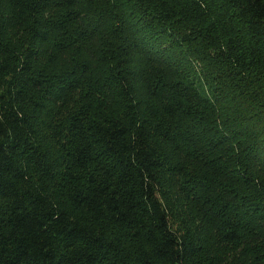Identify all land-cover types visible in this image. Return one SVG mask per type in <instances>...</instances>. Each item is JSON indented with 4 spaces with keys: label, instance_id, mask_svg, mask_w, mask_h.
Returning <instances> with one entry per match:
<instances>
[{
    "label": "trees",
    "instance_id": "1",
    "mask_svg": "<svg viewBox=\"0 0 264 264\" xmlns=\"http://www.w3.org/2000/svg\"><path fill=\"white\" fill-rule=\"evenodd\" d=\"M0 264H264V0H0Z\"/></svg>",
    "mask_w": 264,
    "mask_h": 264
}]
</instances>
